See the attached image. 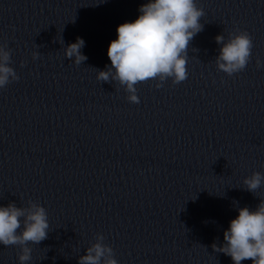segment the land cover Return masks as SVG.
<instances>
[{
  "label": "water",
  "instance_id": "95a60500",
  "mask_svg": "<svg viewBox=\"0 0 264 264\" xmlns=\"http://www.w3.org/2000/svg\"><path fill=\"white\" fill-rule=\"evenodd\" d=\"M146 2L0 0V45L19 77L0 89V206L38 203L49 223L26 264H78L97 233L118 264H233L212 245L238 208L264 200V183L254 193L243 183L264 175V0H196L204 27L187 79L138 83L130 103L96 70L111 66L117 26ZM236 29L254 47L229 76L215 37ZM77 37L80 65L64 55ZM20 251L0 245V264H20Z\"/></svg>",
  "mask_w": 264,
  "mask_h": 264
},
{
  "label": "clouds",
  "instance_id": "9594fccd",
  "mask_svg": "<svg viewBox=\"0 0 264 264\" xmlns=\"http://www.w3.org/2000/svg\"><path fill=\"white\" fill-rule=\"evenodd\" d=\"M139 13L133 22L117 26V39L110 42L107 51L111 66L96 70L99 81L118 82L123 86L130 103H139L135 87L138 83L157 79L164 82L171 78L173 84H179L187 79L188 47L204 27L200 20L205 13L197 7L196 0H147L140 5ZM215 41L222 45L215 59L218 70L231 76L247 67L254 47L247 31L236 29L229 33L226 42L222 34ZM60 43L63 44L62 39ZM84 44L77 37L76 42L64 48L65 57L80 65L87 60L81 52ZM38 55L33 53V59ZM10 64L11 50L0 45V89L19 79ZM262 66L264 63L257 59L256 67ZM161 86L162 83L156 84L157 88ZM243 183L247 191L254 193L264 183V175L254 172ZM48 229L46 209L38 203L29 201L28 207H17L14 202L0 206V245L19 246L20 264L32 258L29 242L39 244L47 239ZM223 235V245L218 247L214 243V251L231 257L233 264L245 260L264 264V200L255 210L238 208V216L230 221ZM95 240L86 254L79 257L78 264H118L113 258V249L103 243L104 235L97 233Z\"/></svg>",
  "mask_w": 264,
  "mask_h": 264
}]
</instances>
